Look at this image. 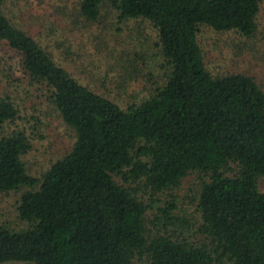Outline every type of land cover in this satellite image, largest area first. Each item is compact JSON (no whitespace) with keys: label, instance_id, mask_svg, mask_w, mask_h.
<instances>
[{"label":"trees","instance_id":"trees-1","mask_svg":"<svg viewBox=\"0 0 264 264\" xmlns=\"http://www.w3.org/2000/svg\"><path fill=\"white\" fill-rule=\"evenodd\" d=\"M5 1L0 40L73 140L32 172L36 126L0 97V193L23 224L0 225V264H264V87L212 73L198 41L202 27L253 37L261 0H79L87 21L107 2L153 31L149 50L121 56L117 89L145 79L126 103L73 77Z\"/></svg>","mask_w":264,"mask_h":264},{"label":"rangeland","instance_id":"rangeland-1","mask_svg":"<svg viewBox=\"0 0 264 264\" xmlns=\"http://www.w3.org/2000/svg\"><path fill=\"white\" fill-rule=\"evenodd\" d=\"M78 2L6 0L2 10L78 81L122 103L135 100L140 88H136L137 84L145 79L135 71L129 78L130 84L117 89L121 56L134 50H149L144 40L151 42L153 31L147 22L119 23L107 2L101 5L97 21H87L79 14ZM258 23L256 34L248 39L234 32H215L202 27L198 41L208 70L218 74L244 71L254 75L264 87V0H261ZM152 61L148 60L150 69ZM6 95L24 117L17 122L29 126L32 133L31 125L36 126L33 135L29 134L31 149L27 159L30 170L40 172L70 147L73 131L54 113L46 93L30 82L19 57L0 40V97ZM15 201V193H0V225L14 229L23 225L16 217Z\"/></svg>","mask_w":264,"mask_h":264}]
</instances>
